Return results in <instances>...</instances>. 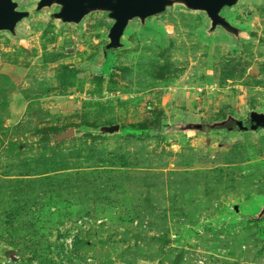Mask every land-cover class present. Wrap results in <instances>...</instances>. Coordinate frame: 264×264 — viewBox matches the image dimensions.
<instances>
[{
	"label": "rangeland",
	"instance_id": "rangeland-1",
	"mask_svg": "<svg viewBox=\"0 0 264 264\" xmlns=\"http://www.w3.org/2000/svg\"><path fill=\"white\" fill-rule=\"evenodd\" d=\"M16 1L0 178L38 179L0 184V264H264V220L242 223L264 207V129L230 130L264 112V0L222 11L237 35L177 4L114 50L106 12L64 23Z\"/></svg>",
	"mask_w": 264,
	"mask_h": 264
},
{
	"label": "water",
	"instance_id": "water-1",
	"mask_svg": "<svg viewBox=\"0 0 264 264\" xmlns=\"http://www.w3.org/2000/svg\"><path fill=\"white\" fill-rule=\"evenodd\" d=\"M238 2L239 0H39L36 10L41 11L53 4L60 5V10L53 11L51 17L64 23H80L86 15L98 9L106 12L113 20L107 48L114 50L123 46L122 38L129 23L135 18L144 24L149 17L181 4L191 10L206 12L211 20L209 32H213L219 25L225 28L232 26L221 11ZM28 16V11L18 9L16 0H0V32L15 33L17 24ZM260 129H264V112L260 111H253L246 118L235 120L230 128L238 132Z\"/></svg>",
	"mask_w": 264,
	"mask_h": 264
},
{
	"label": "trees",
	"instance_id": "trees-1",
	"mask_svg": "<svg viewBox=\"0 0 264 264\" xmlns=\"http://www.w3.org/2000/svg\"><path fill=\"white\" fill-rule=\"evenodd\" d=\"M140 123L138 124H132L131 126L132 127H134L135 129H141V127H140ZM145 128H150V129H152V130H158V129H160L161 128V122H160V120H156L155 122H151V123H146V125H145ZM187 128H189V129H192V130H199V131H204V132H208L209 131V129L208 128H206V127H204V125H202V124H199V123H196V124H190L189 126H187ZM256 132H258V131H256ZM57 132H56V130H55V128H50V131L48 132V133H46V134H48L47 136H48V138H47V140L49 139V135H51V134H56ZM224 134H227L226 132H224ZM105 169V168H104ZM109 169V168H108ZM95 171H100L101 169H94ZM78 172L77 173H69V174H72V175H76V176H84V174H85V171L84 170H77ZM110 172H112L111 171V169H110ZM62 173H66V172H61V173H56V175L54 176V177H61L62 176V179L64 178V176H65V174H62ZM68 175V174H67ZM50 175H47V176H45V177H49ZM50 177H52V176H50ZM54 177H52V180L54 179ZM38 178H29V177H24V178H14V179H2V178H0V184H2V182L3 183H5V182H7L8 181V183H17V185H19V184H24V185H27V184H33L34 183V181H36ZM42 180H45V178H43ZM100 181H104V180H100ZM109 181V180H108ZM108 181L107 180H105L104 182H105V184L107 183V185H108ZM100 183V182H99ZM16 185V186H17ZM61 188H65L64 186H61ZM100 188H101V186H100ZM101 190H104V189H101ZM250 218H248V217H246V218H248V219H243L242 220V223L245 225L246 224V221L247 222H260V221H263L264 220V207L262 208V209H260V211L256 214V215H254V216H249ZM262 233H264V225H263V227H262V231H261Z\"/></svg>",
	"mask_w": 264,
	"mask_h": 264
},
{
	"label": "flooded vegetation",
	"instance_id": "flooded-vegetation-1",
	"mask_svg": "<svg viewBox=\"0 0 264 264\" xmlns=\"http://www.w3.org/2000/svg\"><path fill=\"white\" fill-rule=\"evenodd\" d=\"M38 2H39V0H36V2H35V6L33 7V9L34 10H36V7H37V5H38ZM60 8H61V6L60 5H57V4H53V5H51L50 7H46V8H44V9H49V10H52V9H54L55 11H58V10H60ZM226 7H224L223 9H222V11L225 9ZM19 9V8H18ZM44 9H42V10H44ZM19 10H22V9H19ZM41 10V11H42ZM25 11H30V10H25ZM95 11H102V10H100V9H98V10H95ZM95 11H92V12H95ZM222 11H221V14H222ZM30 13V12H29ZM222 16H224L223 14H222ZM225 17V16H224ZM226 18V17H225ZM227 20H228V18H226ZM232 24V23H231ZM218 28H222V29H224L225 31H227L228 33H230V34H233V35H237L238 33H239V28L237 27V26H235L234 24H232V26L231 27H229V28H225V27H223V26H221V25H219L218 26ZM244 119V118H243ZM235 120H232L231 121V123H233Z\"/></svg>",
	"mask_w": 264,
	"mask_h": 264
}]
</instances>
